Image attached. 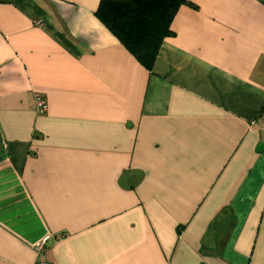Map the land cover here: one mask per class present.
Returning <instances> with one entry per match:
<instances>
[{
	"label": "crops",
	"instance_id": "crops-1",
	"mask_svg": "<svg viewBox=\"0 0 264 264\" xmlns=\"http://www.w3.org/2000/svg\"><path fill=\"white\" fill-rule=\"evenodd\" d=\"M100 3L0 0V264H264V0H186L150 70Z\"/></svg>",
	"mask_w": 264,
	"mask_h": 264
},
{
	"label": "trees",
	"instance_id": "trees-1",
	"mask_svg": "<svg viewBox=\"0 0 264 264\" xmlns=\"http://www.w3.org/2000/svg\"><path fill=\"white\" fill-rule=\"evenodd\" d=\"M186 0H101L99 19L129 51L151 69L159 51V40L169 32L168 24Z\"/></svg>",
	"mask_w": 264,
	"mask_h": 264
},
{
	"label": "built area",
	"instance_id": "built-area-1",
	"mask_svg": "<svg viewBox=\"0 0 264 264\" xmlns=\"http://www.w3.org/2000/svg\"><path fill=\"white\" fill-rule=\"evenodd\" d=\"M47 108H48V105H47L46 101L42 97H37V111L39 113H44L47 111ZM256 124L264 133V110L261 113ZM49 238H50V236H46L40 242L35 244V250L39 256V259H38L36 264H50L48 262V260L46 259L47 241Z\"/></svg>",
	"mask_w": 264,
	"mask_h": 264
}]
</instances>
